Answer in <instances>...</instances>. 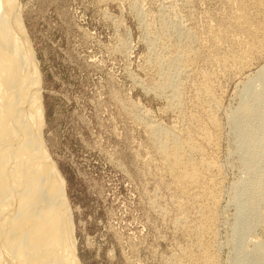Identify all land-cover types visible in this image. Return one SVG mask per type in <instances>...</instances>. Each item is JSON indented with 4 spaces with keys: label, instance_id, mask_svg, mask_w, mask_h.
<instances>
[{
    "label": "rangeland",
    "instance_id": "1",
    "mask_svg": "<svg viewBox=\"0 0 264 264\" xmlns=\"http://www.w3.org/2000/svg\"><path fill=\"white\" fill-rule=\"evenodd\" d=\"M240 1L12 0L41 81L39 138L60 182L75 264H231L264 243V158L244 163L230 121L264 66V0L260 9L246 0L245 26ZM216 32L228 39L215 45ZM188 49L199 52L185 73ZM155 128L194 138L201 150L188 156L207 176L203 189L186 191L165 172ZM241 192L261 196L250 228L240 224Z\"/></svg>",
    "mask_w": 264,
    "mask_h": 264
},
{
    "label": "bare ground",
    "instance_id": "2",
    "mask_svg": "<svg viewBox=\"0 0 264 264\" xmlns=\"http://www.w3.org/2000/svg\"><path fill=\"white\" fill-rule=\"evenodd\" d=\"M261 2L263 3V1ZM248 3H251V7L254 6L255 9L262 8V3L259 0H249ZM248 3L246 0L240 1L239 4L236 3L238 4L236 6L237 12H235L237 13L236 18L238 23L244 24V26L253 24V19H251L253 17H250L251 12H249L250 6L248 7ZM262 5L264 6V3ZM14 9L12 0H0V264H75L71 247L72 237L68 230L66 209H64L60 182L54 173L51 172L48 163L45 161L39 138L41 136L39 129L42 120L40 101L41 81L34 65L30 43L26 36H24L23 29L17 21V16L14 14ZM250 9L252 11V8ZM242 26L240 27L242 28ZM244 26L242 29H244ZM249 27L247 26L246 29ZM223 35L226 36L228 34L224 32ZM223 35H210L211 38L208 40L210 42L212 40L216 45L221 40L224 42ZM186 52L181 51L180 54V60H182V66L180 64L182 67L181 70L185 73L192 71L193 62L198 57L197 52L199 51L192 49L188 53ZM254 80L259 85H262L263 88L261 90L254 88ZM242 89L245 90V95L237 109L235 108V113H232L233 115L230 117V121L236 127L238 133L237 145L242 148L243 161L248 165L257 158L258 160L261 157L264 158V66L254 73L253 77L250 81H247ZM178 95V90H175L172 97L175 96L177 98ZM150 132L152 133V131ZM153 132L156 149L165 172L174 178L175 183L184 186L183 188H187L186 191L191 188H198L201 185V178L199 179V177L202 175H198L197 169H194L195 165L191 166L188 156L196 152L195 150L197 149L201 150V148H198V144L192 143L194 138L193 140L190 139V136L187 135L189 132L184 134L183 131L182 135L180 134L181 132L179 133L180 135L177 133L171 134L169 131H162L158 128H155ZM198 140L197 143H199ZM206 140H203V142ZM208 142L210 143V141ZM204 143L208 144L207 142ZM203 151L205 152V150ZM205 157L208 158V156ZM199 159L201 160V157ZM195 160L193 161L192 159V162H195ZM209 165L212 166L211 164ZM201 166L203 165L201 164ZM210 166L208 167L210 168ZM209 168H205V170L208 169L206 171L210 172ZM248 169L247 171H251ZM203 171L201 170L202 174L204 173ZM203 177L206 178L207 176L205 177L203 175ZM263 177H260V179ZM210 178L209 180L212 181L213 179ZM258 179L257 182L259 181ZM206 185H210V183ZM238 185L235 188L239 189V186L241 187V185ZM199 187L201 188L202 186ZM257 187V190L264 191V179ZM195 189L194 192L199 194L200 191L196 192ZM249 189L246 190L248 193L250 191ZM208 191L205 190V193ZM243 192H241L240 198H243ZM208 194L202 195L211 196L210 193ZM205 198L207 197L205 196L203 199ZM235 198L237 199V197ZM257 198H261V196L250 197L249 199L242 200V202L235 200L236 203L237 201L239 202V213L246 211V216L244 214H238L244 215L245 218H242L243 221L240 224H243L245 227L250 228L252 224L260 222V217L257 218L255 216L256 212L254 211L255 205L258 202H256ZM238 230L236 229V231ZM235 249L236 251L234 252L238 251V253L242 250L239 251L240 247H235ZM263 249L264 243L258 246L251 256H243L242 253L236 256L237 253H234L237 259H233L235 261L233 263L231 262V264H247L249 262V264H258V261L264 264Z\"/></svg>",
    "mask_w": 264,
    "mask_h": 264
}]
</instances>
